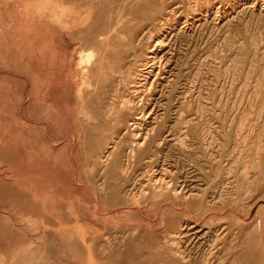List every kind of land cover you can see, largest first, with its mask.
<instances>
[{"label": "rangeland", "instance_id": "rangeland-1", "mask_svg": "<svg viewBox=\"0 0 264 264\" xmlns=\"http://www.w3.org/2000/svg\"><path fill=\"white\" fill-rule=\"evenodd\" d=\"M172 23L146 142L101 162L135 38ZM0 264H264V0H0Z\"/></svg>", "mask_w": 264, "mask_h": 264}, {"label": "bare ground", "instance_id": "bare-ground-1", "mask_svg": "<svg viewBox=\"0 0 264 264\" xmlns=\"http://www.w3.org/2000/svg\"><path fill=\"white\" fill-rule=\"evenodd\" d=\"M195 4V2H194ZM196 5V4H195ZM196 8V7H194ZM172 9V8H171ZM197 10V9H196ZM195 14V13H194ZM192 15V14H191ZM166 16V15H165ZM169 16V15H168ZM182 17V16H181ZM184 17V16H183ZM191 17V16H189ZM192 19V23L193 24H197L201 23L200 21L202 20V10L199 11V13H196V15H193V17H191ZM185 19V18H184ZM160 20V19H159ZM180 20V18H179ZM163 21V20H162ZM182 21V20H181ZM169 22V21H168ZM179 22V21H178ZM175 23H172V24H168L166 26H164L160 31L159 33H152V30L151 29H148L147 31L143 30L140 34L137 35V37L135 38V41H136V47H138L143 53V47H142V41L144 40V43L146 45V52H145V58L141 61V63L138 65V70H135L137 71V73L135 74L134 76V79L130 80L129 79V83L130 86L128 87V93H124L123 94V91L125 89H122L121 87V83H118L117 86L115 87L114 89V94H113V97L112 99L110 100L111 103L108 104L107 107H105L104 109V116H103V120L104 122L106 123H109L111 124L112 127H116L117 128V135H118V138L117 136H113L112 137V141L111 144L108 148H106L102 154V156L100 157L101 159V162H105L106 163V159L107 157L110 155V148L111 146H113L112 142H116L117 139H119V137L121 138H127L129 140V145L127 147V150H128V154L130 157H132L135 153V150L136 149H141L142 146L144 145V143L146 142V135L149 136V134H146L145 133V129L142 128L143 124H140V119H141V116H142V110L140 111H137V106L139 104H141L142 100H143V97L145 96L146 92H148L151 87H152V82H159V85H160V88H161V93H163L165 90H167L169 87H172L173 86V83L175 81V78L172 77L171 75V70H168V71H164V67L162 65V55L160 56L161 53H163L162 51L165 49V45H166V42H167V39H168V36L173 34V26H174ZM178 24V23H177ZM202 24V23H201ZM182 25V24H181ZM180 25V26H181ZM188 25V21L184 20L183 22V25L181 26L182 28H185L187 27ZM191 25V24H190ZM193 26V25H192ZM202 26V25H201ZM176 28V27H174ZM180 28V27H179ZM176 33V32H175ZM189 34V33H188ZM187 34V36H188ZM176 35V34H175ZM102 37V36H101ZM184 37H186L184 35ZM189 37V36H188ZM192 37V36H191ZM170 38V37H169ZM176 39V38H175ZM105 40V39H104ZM174 40V39H173ZM128 41V40H127ZM131 41V40H130ZM129 41V42H130ZM170 41V40H169ZM176 41V40H175ZM191 41V40H190ZM51 42V41H50ZM172 42V41H171ZM177 42V41H176ZM186 42V41H185ZM132 43V42H131ZM173 43V42H172ZM188 43H191V42H188ZM105 44V43H104ZM126 44V43H125ZM127 44H130L127 42ZM175 44V43H174ZM187 44V43H186ZM131 45V44H130ZM128 46V47H131V46ZM192 45V44H191ZM127 46V45H126ZM188 46V45H187ZM193 46V45H192ZM168 47V46H167ZM184 47V46H182ZM135 48V47H134ZM192 48V47H191ZM128 49V48H127ZM126 49V51H127ZM131 50V48H129ZM138 49V50H139ZM186 49V48H185ZM54 50V49H53ZM168 50V49H167ZM180 50V49H179ZM92 51V50H91ZM135 50H133L134 52ZM129 52V51H128ZM136 52V51H135ZM138 52V51H137ZM165 52V51H164ZM168 53V52H167ZM189 53V52H188ZM135 54V53H133ZM165 54V53H164ZM93 55V54H92ZM91 56V55H90ZM89 57V56H88ZM92 57V56H91ZM87 58V57H85ZM165 58V57H164ZM163 58V59H164ZM183 58V57H182ZM188 58V57H187ZM168 58H166L167 60ZM192 59V58H190ZM121 60V59H120ZM165 60V61H166ZM169 60V59H168ZM167 60V62H168ZM103 61V60H102ZM122 62V61H121ZM120 62V63H121ZM166 62V64H167ZM177 63V62H176ZM179 63V62H178ZM181 64V62H180ZM158 65L161 67H163V70L165 73H169L168 76H164V72L160 73L159 71H157V68H158ZM168 66V64H167ZM179 66V64H178ZM166 67V66H165ZM177 67V66H176ZM175 67V68H176ZM169 68V67H168ZM186 68V67H184ZM55 69V67H54ZM189 69V68H188ZM167 70V69H166ZM180 70V69H179ZM182 70V69H181ZM180 70V71H181ZM188 71V70H187ZM48 72H51L50 70ZM193 72V71H192ZM200 72V71H199ZM174 73V72H172ZM176 73V72H175ZM178 73V72H177ZM181 73V72H180ZM191 73V72H190ZM131 73H129L128 75H130ZM187 74V72H186ZM199 74V73H198ZM175 75V74H174ZM189 75V74H187ZM186 75V76H187ZM191 75V74H190ZM197 75V74H195ZM50 76V75H49ZM60 76V75H59ZM199 76V75H198ZM160 77V78H158ZM49 78V77H47ZM150 78H152V81L149 82ZM178 78V77H177ZM199 79V78H198ZM177 80V79H176ZM164 83V85H162L161 83ZM147 87V88H146ZM144 90H141L143 89ZM159 88V89H160ZM201 88V87H200ZM158 89V88H157ZM123 90V91H122ZM190 90V89H189ZM159 91V92H160ZM201 91V90H200ZM144 93V94H143ZM202 95V94H201ZM153 98V97H152ZM200 99H198L197 97V102L199 101ZM189 103V102H188ZM152 104V103H151ZM190 104V103H189ZM107 105V104H106ZM142 105V104H141ZM137 107V108H136ZM141 107V106H140ZM190 109V107H188ZM145 111V109H144ZM143 111V112H144ZM154 112V111H153ZM99 115H100V112H99ZM143 115H147V112L146 114H143ZM150 116V115H149ZM146 117V116H145ZM144 117V118H145ZM160 117V116H159ZM163 117V115H162ZM164 118V117H163ZM144 120V119H143ZM146 121V120H145ZM143 122V121H142ZM181 122V121H180ZM188 122V121H187ZM146 122H144L145 124ZM196 123V122H195ZM194 123V124H195ZM193 124V125H194ZM198 124V123H197ZM145 126V125H144ZM168 128V127H167ZM152 129V128H151ZM157 129V128H156ZM167 130V129H166ZM147 132V131H146ZM155 132V131H154ZM156 133H158L156 131ZM187 133V132H186ZM185 133V134H186ZM173 134V133H172ZM189 134V133H188ZM174 135V134H173ZM166 136V135H165ZM172 136V135H171ZM162 137V136H161ZM181 137V136H180ZM179 137V138H180ZM163 138V137H162ZM177 138V140L179 139ZM166 140V138H164ZM18 140V139H17ZM158 140V139H157ZM162 140V139H161ZM160 140V141H161ZM16 140H14V143H15ZM167 141V140H166ZM173 141V140H172ZM162 142V141H161ZM180 144H182V140L179 141ZM159 143V142H158ZM163 143V142H162ZM178 143V142H177ZM153 144V143H152ZM176 144V143H175ZM15 145V144H14ZM17 146L18 145V142L16 144ZM116 145V144H115ZM154 145V144H153ZM160 146V145H159ZM19 148V147H18ZM112 148H115L114 146ZM117 150V149H116ZM152 150V149H151ZM21 151V150H20ZM19 151V152H20ZM112 151V150H111ZM17 152V151H16ZM118 153V152H117ZM112 154V152H111ZM125 154V153H124ZM138 155V154H137ZM17 156V155H16ZM21 156V155H20ZM111 157V156H109ZM124 157V156H123ZM150 157V156H149ZM19 158V157H18ZM133 159V158H131ZM106 160V161H105ZM131 161V160H130ZM103 164H101V167ZM105 168V167H104ZM124 168V167H123ZM103 169V168H102ZM104 171V170H103ZM122 171H124V169H122ZM162 174V173H161ZM22 177V176H21ZM155 178V177H154ZM16 180V179H15ZM14 180V181H15ZM18 180V178H17ZM17 180H16V183H17ZM150 180V179H148ZM156 181V180H155ZM151 182V181H150ZM149 182V183H150ZM161 182V180H160ZM159 183V185L157 186L159 189H163L165 190V192H168L171 188V186L168 185V183ZM163 182V181H162ZM153 183V182H152ZM151 183V184H152ZM156 184V183H155ZM170 184V183H169ZM144 185V184H143ZM146 185V184H145ZM183 185V184H182ZM17 186V185H16ZM180 186V185H179ZM152 187V185H151ZM184 187V186H183ZM179 188V187H178ZM181 188V187H180ZM145 189V188H144ZM149 189V188H148ZM186 189V188H185ZM188 189V188H187ZM147 190V189H146ZM143 191V189H142ZM153 191V190H152ZM173 191V190H172ZM175 191V190H174ZM148 192H151L148 191ZM160 192V191H159ZM164 192V193H165ZM184 192V191H183ZM188 192V191H186ZM185 192V194H186ZM192 192V191H191ZM137 193V192H136ZM162 193V191H161ZM169 193V192H168ZM171 193V191H170ZM169 193V194H170ZM174 193V192H173ZM177 193V192H176ZM139 193H137L138 195ZM141 194V193H140ZM172 194V193H171ZM184 194V195H185ZM195 194V193H194ZM144 195V194H143ZM149 195V194H148ZM152 194L150 193V196ZM178 195V194H177ZM187 195V194H186ZM190 195V194H189ZM198 195V193H197ZM196 195V196H197ZM147 196V195H145ZM144 196V197H145ZM149 196V197H150ZM141 197V196H140ZM148 197V196H147ZM199 197V196H198ZM137 198V197H136ZM143 198V196H142ZM135 199V197H134ZM138 199V198H137ZM135 199V200H137ZM153 200V199H152ZM163 200V199H162ZM159 202H161L159 200ZM200 202V201H199ZM137 204V203H136ZM135 204V205H136ZM153 204V203H152ZM157 204H158V201H157ZM139 205V203H138ZM173 206V205H172ZM100 212V210H98ZM108 214V213H107ZM97 216V215H96ZM110 219V218H109ZM108 220V219H107ZM99 221V220H98ZM106 222V220H105ZM104 222V223H105ZM183 224L179 225L181 227L185 226L184 224V221L182 222ZM192 229V228H191ZM95 236V235H93ZM176 237V236H175ZM97 238V237H96ZM95 239V238H94ZM94 243V242H93ZM230 247V246H229ZM230 249V248H228ZM232 261V260H231Z\"/></svg>", "mask_w": 264, "mask_h": 264}]
</instances>
